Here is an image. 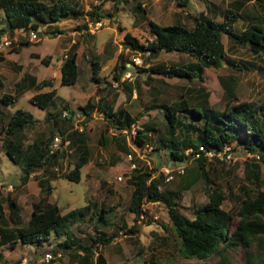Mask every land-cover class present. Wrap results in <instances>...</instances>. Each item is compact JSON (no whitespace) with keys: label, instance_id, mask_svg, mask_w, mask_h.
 Instances as JSON below:
<instances>
[{"label":"trees","instance_id":"trees-1","mask_svg":"<svg viewBox=\"0 0 264 264\" xmlns=\"http://www.w3.org/2000/svg\"><path fill=\"white\" fill-rule=\"evenodd\" d=\"M49 1L0 0V11L3 14V21H0L2 23L0 24V37L3 34L11 36L15 30L35 32L41 25L44 26V31L50 34L48 32L50 26L58 30L55 27L58 22L84 17L85 22L78 27L81 30V28H87L88 22H99L103 17L99 7L95 5L88 11H83L71 1ZM173 1L178 6H185L187 3V0ZM246 3L260 8V14L255 12L242 14L241 8ZM134 11L144 18L145 10L138 1L135 3ZM189 18L191 26L182 22L159 25L148 20V31L152 37L145 43H140L129 32L123 33L122 45L141 55L147 53L146 58L155 57L160 51H164L183 53L193 59L185 64L154 63L148 65L147 68L142 69L146 71L148 78L151 74H155L163 78L202 81L204 68H218L221 65L235 71H262L264 77V65L231 59L227 56L226 49L221 42V37L224 35L231 46L246 47L250 55L256 59L264 57V0H230L222 9L220 21L203 13L191 15ZM237 20L244 21V26L240 31L233 29V24ZM22 43H27V39L20 38L17 44ZM76 47V42L69 46L59 66V84L61 85L73 84L77 78ZM10 49L14 52L16 46H11ZM125 62L122 54L118 53L111 71L113 81L120 79L122 72L126 69ZM89 63L91 80L96 84L101 79L98 75L100 65L95 60H90ZM26 80H29L27 84L29 87L49 88L46 91L38 90L30 95L27 101L39 109H45V120L58 116L57 113L53 114L47 110L55 104L53 102L55 89L52 88L51 81L48 79L36 81L32 75L22 76L15 83L19 91H22L21 86L26 83ZM218 82L226 98L222 110L213 109L208 104V92L203 87L189 89L188 91H193V95L186 94L185 96L182 93L178 99L169 103L153 102L148 108L158 109L161 112L165 121L163 130H159L153 123L147 121L137 127L133 135L130 134L129 127L135 123L134 119L122 108L113 110L112 106L104 105L101 102L102 98L97 99L96 105L88 101L80 108L86 118L95 108L99 110L108 126L106 129H112L115 134L111 138L125 154L131 153L125 146L128 134L139 148L150 146L151 149L147 153L164 151L170 160V165L183 162L182 173L173 172V178L181 177V182L183 181L184 184L180 189L175 190L164 188L161 191L157 190V185L165 183L158 171L155 173L156 168L145 166L132 169L127 180L132 187L127 209L133 217L132 224L124 231L125 234H136L138 228L136 223L139 221V216L146 215L142 205L145 202L157 201L166 208L173 234L179 240L177 252L184 259L204 260L216 254L220 262L229 264L225 253L228 250L242 247L247 263L255 264L256 258L264 257V189L260 188V163H264L262 161L264 157V99L257 105L251 101L237 100L233 92V81L230 78L219 77ZM137 83L136 80L132 81L131 87L128 82L123 83L126 100L130 97L131 90L137 87ZM15 101L16 95L3 94L0 97V104L4 106L12 105ZM67 108L68 104L64 102L61 110ZM184 120L187 121L184 122ZM34 122L35 119L29 111L21 108L14 109L5 125L0 127L2 136L0 148L3 154L18 167L21 173V184L28 180L29 174L40 170V173L34 177L36 184L41 192L42 190L49 191L48 178L45 176H53V168L59 161L58 158L63 156V152L56 149L49 153L48 143L54 135L51 130L46 138L23 143L25 139L23 129ZM82 131L73 129L66 132L57 129V134L61 135L62 140L63 138L69 139L68 148H75L76 158L73 167L63 175L65 179L73 182L79 180L80 169L88 160L86 137ZM235 140L245 152L251 155L257 154L260 159L256 161L253 157H249L247 161H243L242 184L237 190L238 194L234 195L237 203L234 215L237 219L231 223L233 216L221 207L225 194L217 185H214L210 178L206 157L207 153H216L222 149L224 144ZM199 147L203 150H199ZM211 157L215 158V155ZM187 158H192L196 162L197 168L194 174L188 175V172L184 171ZM197 177L203 183L206 202L196 206L190 218L179 210L177 200L181 190L188 189ZM229 194L231 195L230 192ZM3 203L7 208L6 217ZM88 209L89 206L84 205L61 214L54 203H32L28 219L24 224L18 225L17 223H20L19 207L16 201L7 194L0 198V248L6 246L12 249L19 242L22 244L42 243L48 241L51 235L64 236L63 241L58 243L55 249L66 252L75 264H106L98 245L104 246L110 243L114 232L108 235L99 233L94 237H88L87 244H81L69 230V226L77 219H81ZM112 210V207H100L96 212L97 220L101 225H106L105 216ZM142 220L143 218L140 222ZM10 222L15 224L10 225ZM142 222L149 224L151 220L146 219ZM55 249L53 252L56 254L58 252Z\"/></svg>","mask_w":264,"mask_h":264},{"label":"rangeland","instance_id":"rangeland-1","mask_svg":"<svg viewBox=\"0 0 264 264\" xmlns=\"http://www.w3.org/2000/svg\"><path fill=\"white\" fill-rule=\"evenodd\" d=\"M44 1V0H43ZM50 2L49 0H47ZM74 2L79 9L88 11L93 5L99 7L100 14L103 16L100 22L87 24L86 29H78L84 20V17L70 23L66 20L62 25H57L58 30L50 26L48 34L41 25L35 31L37 39L34 42L28 41L18 45L20 38L27 39L24 31L15 30L8 39L11 41L9 47L1 46L0 39V97L3 94L16 95V101L11 105L0 104V127L4 126L10 113L21 108L29 111L35 122L23 129L24 144L31 142L33 139L46 138L50 130L57 134V129L71 131L82 126L83 133L86 137L85 145L88 149V160L80 169V176L77 182L69 181L64 178V173L73 167L76 155L75 148L63 149V156L56 162L53 176L47 175V184L49 191H40L34 177L40 173V170L29 174L28 180L20 183V171L18 167L1 151L0 148V198L9 194L19 207L21 219L26 221L30 214L31 203H54L58 206L59 212L64 214L69 210L84 205L89 209L81 219H77L70 226L69 230L73 237L81 244L89 242L88 237H94L101 233L108 235L114 232L110 243L100 248L106 264H223L216 254L204 260L184 259L177 252L179 240L174 236L172 227L168 220L165 206L158 202H145L142 207L146 211L143 220L150 219L151 223L137 224V232L134 235L125 234L124 231L132 224V213L127 209L131 185L127 182L132 170H129V163L125 153L111 138L115 134L112 129L108 128L104 118L98 109H94L87 118L81 111V106L88 101L96 105V101L102 98L104 105L112 106V109H124L130 117L134 119L135 124L140 127L145 122L153 123L159 130H163L164 117L158 109L148 108L153 102L169 103L180 97L182 93L193 95V91L198 87H203L208 92V104L217 110H222L226 98L218 82L219 77H228L233 81V92L237 100L251 101L257 105L264 99V77L262 71H235L221 65L218 68H204L203 80L197 79L186 81L176 78H163L155 74L147 77L146 71L148 65L154 63L185 64L193 59L183 53H172L160 51L155 57L146 58V54L141 55L138 52L130 51L122 45V35L129 32L140 43H145L151 39L148 31L147 21L151 20L159 25H166L164 19L172 18L178 6L173 0H67ZM136 1L142 4L145 10L144 18L138 12L134 11ZM230 0H187L184 14L178 9L180 20L187 26H191L189 16L203 13L206 16L220 21L221 12L225 4ZM210 2V4H209ZM211 4L214 5L213 8ZM244 13H259L261 9L251 3L244 4ZM168 20V21H169ZM0 21H3V14L0 11ZM166 22V21H165ZM173 22V21H172ZM2 25V23H0ZM171 24V23H170ZM264 24V18H263ZM244 26V21L237 20L233 24V29L240 31ZM49 27H47L48 29ZM75 29V31H73ZM78 29V30H76ZM89 29L91 32H88ZM55 33V34H54ZM74 39L76 43L85 44V38L90 42L89 47H84L83 57L86 61L79 63L77 78L73 84L61 85L55 83L52 88L55 89L53 102L55 104L48 107L49 112L57 113L58 116H52L50 119H44L45 109H39L30 104L27 99L33 93L46 91L49 88L44 87L37 89L31 87H22V91H17L15 81H19L22 76H34L36 80L48 79L50 71L46 67L52 59L61 57L60 52L66 53L67 47L62 48L61 43ZM90 38V39H89ZM221 42L226 49V54L236 61H251L255 65L258 63L264 65V57L256 59L248 52L246 47L231 46L224 35ZM90 43H92L90 45ZM13 44H15L13 46ZM71 44L72 41H71ZM65 45V44H64ZM16 46V51L11 52L10 47ZM101 47L103 50H101ZM102 51V52H101ZM30 53V54H28ZM118 53H121L126 61L130 57L138 56L141 60L140 66L131 69V79L123 77L125 70L122 72L118 81L112 80V66L115 63ZM60 54V55H59ZM96 56V57H94ZM105 56L109 57L103 63L102 69L98 75L101 78L98 83L91 80L90 60H95L98 64ZM42 59V60H41ZM43 61L45 63H43ZM101 66V65H100ZM125 66V64H124ZM127 69V68H126ZM141 69V70H140ZM136 80L137 87L131 90L130 97L126 100V92L123 83H129ZM26 82V81H25ZM52 82V80H51ZM122 84H119L121 83ZM116 84V85H114ZM24 91V92H23ZM23 92V93H22ZM188 96V95H187ZM66 102L68 108L64 110L67 115L61 117L60 113L62 104ZM193 102V101H192ZM191 102V103H192ZM194 104V103H193ZM61 110V111H60ZM100 113V114H99ZM187 120H184L186 122ZM166 125V124H165ZM77 130V129H76ZM0 134V140H1ZM1 143V142H0ZM125 146L131 151L136 168L145 166L156 168L159 171L170 161L164 151L145 153L139 150L133 142L130 135H126ZM231 147V161L220 160L218 157H211L207 154V164L209 176L214 185H217L225 194L222 202V208L228 211L233 217L231 223L235 222L237 217L234 212L237 208L236 196L238 188L242 184L243 161L249 159V155L238 144V141L229 143ZM144 154V155H143ZM196 162L192 158H187L184 165V171L188 175L196 172ZM261 185L264 189V163H260ZM119 176L120 180L116 177ZM184 178V177H183ZM181 177L175 176L173 180L163 184L164 189H180L184 184ZM231 193V195L229 194ZM180 197L177 200L179 210L187 217H192V210L206 202V195L203 191V183L197 179L188 189H182ZM243 196V195H242ZM100 207H112L106 217V225H101L97 220L96 212ZM4 214L7 213L6 204L3 203ZM91 215V218L89 216ZM12 223L10 225H13ZM124 226V228H122ZM64 236L55 237L51 235L48 241L38 244L17 243L12 249L3 246L0 248L7 255L6 264H18L22 257L27 258L25 264L31 263L32 259H37L35 264H75L69 258L66 252L57 250L60 254L48 262L42 260L44 253L52 255L53 250L62 242ZM95 255V252H93ZM229 264H248L245 258L244 249L237 247L228 250L225 253ZM29 258V260H28ZM2 261V260H1ZM17 261V262H16ZM43 261V262H41ZM255 264H264V257L255 259Z\"/></svg>","mask_w":264,"mask_h":264},{"label":"built area","instance_id":"built-area-1","mask_svg":"<svg viewBox=\"0 0 264 264\" xmlns=\"http://www.w3.org/2000/svg\"><path fill=\"white\" fill-rule=\"evenodd\" d=\"M89 24H91V23H89ZM26 37L28 38L29 41H32V42H34L37 39L36 33L33 30L26 31ZM9 44H10V40L8 38H6L5 36L2 37L1 45L4 46V47H7ZM145 54L147 55V53H145ZM140 64H141V60L139 59L138 56L130 57L128 59V61L125 62V67L127 69L125 70V72L123 74V77L125 79H127V80H130L131 79V69H133L134 67L140 66ZM114 85H116V84H114ZM65 115H66V112L62 111L61 112V116L63 117ZM137 127L138 126L135 123H132L130 125V127H129V133L133 135L135 133V130H136ZM77 130L81 131L82 127L81 126L77 127ZM68 143H69L68 139H63L62 140L60 135L55 134V135H53L52 140H51V142L49 144L48 151L50 153V152L60 148L61 146L66 147L68 145ZM138 149L142 150L144 152V154H145L151 149V147L150 146H145V147L138 148ZM230 149H231V147L227 144V145L223 146L222 150H220V151H218L216 153H207V154L215 155L216 157H218L219 159L224 160V161H231L232 158H231ZM199 150H203V149L201 147H199ZM125 157H126L128 163H129V167H128L129 170L134 169L135 168V164L133 162L132 154L131 153H126ZM253 157L256 158V159L259 158L257 154H254ZM182 171H183L182 170V165L179 164L175 168L170 167V165H166L164 167H161L158 172L162 176L163 183H166V182H169V181H171L173 179V176H174L173 172L175 174H180V173H182ZM116 178L118 180H120L119 176H117ZM156 188H157L158 191H161L163 189V186H162V184H159V185H157ZM153 203L156 204L158 202H153ZM139 218L140 219L143 218V215L141 214L139 216ZM56 256H59V254H56ZM50 258H51L50 254H48V253L44 254V259L45 260H48Z\"/></svg>","mask_w":264,"mask_h":264},{"label":"crops","instance_id":"crops-1","mask_svg":"<svg viewBox=\"0 0 264 264\" xmlns=\"http://www.w3.org/2000/svg\"><path fill=\"white\" fill-rule=\"evenodd\" d=\"M229 2V1H228ZM176 3V2H175ZM209 4H210V2H209ZM226 5V4H225ZM141 6H142V4H141ZM186 6V5H185ZM185 6H180L183 10H181V13H184V12H186L185 10H184V7ZM211 6L213 7V8H216V7H214V5L213 4H211ZM180 7H178V8H176L175 10H172L173 12H174V14H173V16H172V18L169 20V18H167V19H164V23L167 25V24H170V23H173V22H182V20H180V18H179V15H178V13H176V11H178V9H181ZM244 7V6H243ZM243 7L241 8V11H242V14H246V13H244V11H243ZM66 20H68V21H70V23H72V22H75L74 24H77V19H66ZM66 20H62V21H60V22H58L57 23V25H62V23L63 22H65ZM169 20V21H168ZM166 21V22H165ZM173 21V22H172ZM73 24V23H72ZM73 31H75V29L73 30ZM82 31V30H81ZM90 39V38H89ZM20 40V39H19ZM71 41H72V43L73 42H76V41H74V39L72 38L71 40L69 39V41L68 42H63V43H61V45H63V47H61V49L62 48H65V47H67V49L69 48V46L71 45ZM85 44L84 43H81V42H79L78 44H77V47H76V49H75V52H76V59H75V61H76V66H77V72H78V67H79V63L80 62H82V61H86V59H87V57L85 56V57H83L82 55H83V50H84V47H88V45H87V43L88 42H90L87 38H85ZM65 44V45H64ZM92 43H90V45H91ZM88 49V51H89V47L87 48ZM101 50H103V48L101 47ZM0 52H2V51H0ZM102 52V51H101ZM28 54H30V53H28ZM60 54L62 55V52H60ZM59 54V55H60ZM94 57H96V56H94ZM107 60H109V57L107 56H105V58H103L102 59V61H101V66H100V69H102V66H103V63H105ZM61 62H62V58L61 57H56V59H52V61L49 63V64H47L46 65V67H48L49 68V71H50V74H48L49 75V80L51 81L52 80V87H53V85H55V83L57 84V83H59V66H60V64H61ZM30 75H32V74H30ZM41 80V79H40ZM36 81H39V80H36ZM17 81H15V83H16ZM28 82H29V80H26V83L24 84V85H22L21 86V88L22 87H27L24 91H26L27 89H29V88H31V87H29V86H27V84H28ZM55 82V83H54ZM14 83V85H15V87L17 88V86H16V84ZM48 88V87H47ZM17 91H19V90H17ZM23 91V92H24ZM22 92V93H23ZM100 114V113H99ZM101 115V114H100ZM20 178V177H19ZM17 204V203H16ZM18 205V204H17ZM31 205H32V203H31ZM31 205H30V207H31ZM7 216V213H5V217ZM19 217H20V223H17L18 225H22V224H24L26 221H24V220H22L21 218V216H20V213H19ZM26 219H28V218H26ZM10 224H12L11 222H10ZM16 246V245H15ZM14 246V247H15ZM8 248V247H7ZM10 249V248H9ZM56 250V249H55ZM44 255V254H43ZM27 258H25V257H22V258H20L19 259V263L18 264H25L24 262H25V260H26ZM2 260V261H1ZM7 260V255H5L2 251H0V264H6L5 263V261ZM28 260H29V258H28ZM36 258L35 259H32L31 260V263H29V264H35L34 262H36ZM17 262V261H16ZM41 262H43V261H41Z\"/></svg>","mask_w":264,"mask_h":264},{"label":"clouds","instance_id":"clouds-1","mask_svg":"<svg viewBox=\"0 0 264 264\" xmlns=\"http://www.w3.org/2000/svg\"><path fill=\"white\" fill-rule=\"evenodd\" d=\"M185 13V12H184ZM183 13V14H184ZM100 22V21H99ZM88 23H90V22H88ZM88 30V32H91L89 29H87ZM20 31V30H19ZM24 35L26 36V31H24ZM6 37V38H8V36L6 35V34H3L1 37H0V39H2V37ZM27 38V37H26ZM27 40H28V38H27ZM29 41V40H28ZM32 42V41H31ZM10 43H11V41H10ZM2 46V45H1ZM10 46V44L7 46V47H9ZM4 47V46H3ZM65 57V54L64 53H62V55H61V58L63 59ZM126 68V67H125ZM126 70V69H125ZM64 111V110H63ZM62 112V111H61ZM66 115H67V113H66ZM65 115V116H66ZM60 116H61V113H60ZM65 116H63V117H65ZM62 117V116H61ZM82 127V126H81ZM77 129V128H76ZM82 130H83V128H82ZM81 130V131H82ZM78 131V130H77ZM55 135V134H54ZM59 135V134H58ZM61 136V135H60ZM53 137V136H52ZM63 139H67V138H63ZM51 140H52V138H51ZM51 140L49 141V143H48V147H49V144H50V142H51ZM69 140V139H68ZM68 145H69V143H68ZM68 145L66 146V147H63V146H61L60 148H58L59 150H65L66 148H68ZM225 145H227V144H224L223 146H225ZM229 145V144H228ZM223 148V147H222ZM222 150V149H221ZM247 153V152H246ZM248 154V153H247ZM250 157H253V155H251V154H248ZM216 157V156H215ZM258 157H259V155H258ZM254 158V157H253ZM256 161H259V159L260 158H258V159H256V158H254ZM133 161H134V159H133ZM262 161L264 162V157L262 158ZM179 164H181L182 166H183V162H180V163H176V165H170V161L168 162V164L167 165H170V167H173V168H175L176 166H178ZM135 168H136V166H135ZM134 168V169H135ZM159 173V172H158ZM163 186V185H162ZM163 188H164V186H163ZM163 190V189H162ZM157 202V201H156ZM143 208V207H142ZM142 219V218H141ZM139 220H140V218H139ZM46 253H48V252H46ZM45 254V253H44ZM48 254H50L51 255V258L50 259H48V260H45L44 259V255L42 256V260L43 261H45V262H48L49 260H51V259H53V258H55V257H59L60 256V254L59 253H56V254H59V256H56V254H55V252H54V254L52 255L51 253H48Z\"/></svg>","mask_w":264,"mask_h":264}]
</instances>
